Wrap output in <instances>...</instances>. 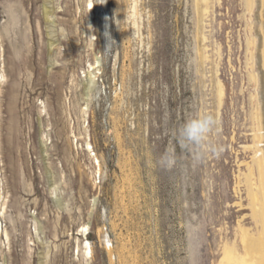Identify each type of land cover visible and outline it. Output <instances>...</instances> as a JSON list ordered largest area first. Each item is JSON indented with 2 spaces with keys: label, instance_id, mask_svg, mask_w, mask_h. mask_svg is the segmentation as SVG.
<instances>
[{
  "label": "rangeland",
  "instance_id": "1",
  "mask_svg": "<svg viewBox=\"0 0 264 264\" xmlns=\"http://www.w3.org/2000/svg\"><path fill=\"white\" fill-rule=\"evenodd\" d=\"M91 1L89 29V0H0L9 235L0 263L218 264L243 217L250 226L239 176L252 138L241 0H211L202 23L195 0H135L134 19L133 0ZM196 111L214 114L216 151L196 162L177 146L176 165L161 168L173 133Z\"/></svg>",
  "mask_w": 264,
  "mask_h": 264
},
{
  "label": "bare ground",
  "instance_id": "2",
  "mask_svg": "<svg viewBox=\"0 0 264 264\" xmlns=\"http://www.w3.org/2000/svg\"><path fill=\"white\" fill-rule=\"evenodd\" d=\"M47 1L48 0H44V2ZM215 1L217 3L219 2V0ZM195 3L198 19L202 23L204 22L206 13L213 7L211 5V0H195ZM241 4L243 8L242 18L245 22L246 79L248 86L251 88L248 94V100L250 105L249 116L252 124V138L251 144L244 147V149L250 150L251 152L250 161L244 163V171L241 172L239 176L241 177L240 183L244 188L246 209L248 210L247 217L250 220V226L243 223L245 219V217H243L241 220L242 222L238 223L237 229L234 232L233 241L224 243L218 264H264V0H241ZM46 5L42 8V15L47 23L46 25H48L50 12L46 9ZM87 5L89 14L87 23L88 28L91 29L94 4L89 0ZM130 11V15L134 19L136 15L135 0L132 2ZM133 25L136 26L135 21ZM46 28L47 27H45V29ZM199 39L200 41L203 40L202 42L204 43V39H201V37H199ZM202 45H200L201 48ZM49 46H53V43L49 44ZM204 52L205 50L200 52L201 61L205 58ZM94 69L95 67L92 68V70ZM95 76V74H89L88 81L84 85L85 95L87 96L85 99L86 101L90 99L89 97L95 84ZM4 79L3 74L0 72V83L4 81ZM213 83L215 85V103L217 107H219L222 102L223 87L216 77ZM87 106L88 103L86 107L82 109V116L85 115ZM43 139L44 136L39 140L41 148L45 147V139ZM86 146L89 147L88 144ZM4 210V203L3 201L1 202L0 199V238H3V240L0 241V247L2 246L3 248L9 246L8 232L2 230L1 226V218L4 216ZM108 243L107 238L104 237L105 247H107ZM81 252L83 258L87 259L90 257L91 250L89 243H85V247L81 248Z\"/></svg>",
  "mask_w": 264,
  "mask_h": 264
},
{
  "label": "clouds",
  "instance_id": "3",
  "mask_svg": "<svg viewBox=\"0 0 264 264\" xmlns=\"http://www.w3.org/2000/svg\"><path fill=\"white\" fill-rule=\"evenodd\" d=\"M94 44L96 37H92ZM110 42L106 45L104 54L110 50ZM217 122L214 114L205 111H196L173 133L175 144L169 146L159 157L158 164L163 169H171L177 163L176 147L190 152L194 161L198 162L206 155L216 151L212 137L217 131ZM54 200L60 199V189L54 187L51 191Z\"/></svg>",
  "mask_w": 264,
  "mask_h": 264
}]
</instances>
